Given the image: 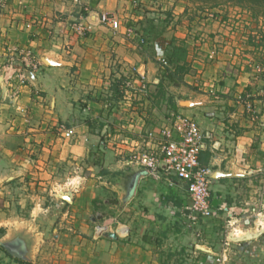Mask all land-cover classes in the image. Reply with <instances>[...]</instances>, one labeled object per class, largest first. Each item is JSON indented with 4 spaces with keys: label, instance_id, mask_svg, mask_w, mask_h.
<instances>
[{
    "label": "crops",
    "instance_id": "1",
    "mask_svg": "<svg viewBox=\"0 0 264 264\" xmlns=\"http://www.w3.org/2000/svg\"><path fill=\"white\" fill-rule=\"evenodd\" d=\"M133 12L131 0H9L0 8V264H264V79L252 73L255 58L237 64L225 50L205 65L196 52L175 94L176 114L208 135L200 163L212 171L217 216L191 217L185 181H156L126 165L133 152L159 151L160 141L145 138L169 124L154 120L168 115L166 107L130 109L127 119L139 121L124 123L132 132L127 146L101 141L117 125L122 130V116L104 107L116 79L136 69L159 83L154 59L165 49L139 47V36L126 34L139 18ZM101 14L121 19V29L101 25ZM80 15L92 26L85 35L69 29ZM27 52L42 67L35 80L20 83ZM15 88L17 105L9 99ZM79 181L85 184L74 190ZM69 192L70 202L60 197ZM247 234L258 236L231 237Z\"/></svg>",
    "mask_w": 264,
    "mask_h": 264
},
{
    "label": "rangeland",
    "instance_id": "2",
    "mask_svg": "<svg viewBox=\"0 0 264 264\" xmlns=\"http://www.w3.org/2000/svg\"><path fill=\"white\" fill-rule=\"evenodd\" d=\"M131 3L134 7V11L137 12H133L134 15L136 14L139 16L137 20L131 19V21H129L133 22L130 23L131 27H142L143 30L146 31L149 26H154L151 32L161 36L160 39L158 38L157 40L158 44H156L160 49H171L174 46L172 44L174 41L176 48L183 46L186 49V60L191 59L194 57V54L198 52L200 62L205 65L217 61L220 52H224L225 50L233 56L232 60L237 64L240 63V61L244 62V60L249 59L247 57L250 56L252 59L255 58L254 61H252V63H254L252 66V73L255 74L256 77L264 79V17L261 16L260 13H258V17H255L253 13L256 11L231 3H223L217 8L207 6L202 8V5L193 4L189 0H131ZM126 20L129 19L126 18ZM123 24L125 25V23ZM209 51H212V53L216 52V55L210 54ZM157 57L156 54L154 61H159L156 59ZM258 66L261 69L260 72H258ZM133 71L132 75L126 78L121 77L116 79L123 80L122 90L125 91V93L118 103L119 107L115 111L113 110L112 113H106L109 116L111 114L117 115L116 113L122 116L123 119L119 120L122 130H119L120 128L117 125L114 128L116 132L112 131L111 133L104 134L102 137L100 136L102 138L101 141L104 142L106 146H118V144H122L123 146L128 145L129 137L127 135L132 132H130L131 129H129V127L124 126V123H129L130 121L132 123L133 120L137 119H127L129 118L127 113L130 109L137 106L135 111L138 114L144 111L151 113V108L157 109L152 110L154 112L163 113L166 107V103L163 101L153 102L152 95L153 92L156 91L154 85L151 84L152 82L149 83V91L147 93L139 91V83L136 84V91H127L126 82H128V80H135L137 76L136 69ZM181 90L182 88L172 87L167 90L166 95L171 93V95L173 94L175 96L176 93H181ZM184 90L185 88L183 91ZM109 98L104 103L105 109L110 103ZM127 100L131 103H126ZM145 100L150 102L147 103ZM164 116H157V118L154 119L157 122L155 123L157 125H164L166 122L169 123L171 116ZM137 121L139 120L137 119L136 122ZM154 124L149 128L152 129ZM145 134V129L142 128L139 136H145ZM120 135L121 137H119ZM146 139L147 136L145 140ZM78 175H82L79 170L77 173H74V176ZM84 184L85 182L79 181V184L74 183L71 185L75 190V186H80L81 188ZM66 188L70 189L69 185H67ZM90 188H93L92 183ZM99 203H101V201H99Z\"/></svg>",
    "mask_w": 264,
    "mask_h": 264
},
{
    "label": "built area",
    "instance_id": "3",
    "mask_svg": "<svg viewBox=\"0 0 264 264\" xmlns=\"http://www.w3.org/2000/svg\"><path fill=\"white\" fill-rule=\"evenodd\" d=\"M9 0H0V8H5ZM101 25L110 27L114 31L121 29L122 23L116 17L110 14H101L98 18ZM89 18L80 15L69 25V29L76 34L85 35L91 30V24H87ZM126 34L129 37H138V46L145 45V40L138 35L136 28H126ZM23 68L17 73L18 82L28 81L25 71H40L42 63L30 52L22 54ZM166 63L164 58L160 59ZM258 72L260 67L258 66ZM135 80L126 82L127 91L137 90L147 93L149 91V82L147 74L137 72ZM10 79H13L12 77ZM9 79V80H10ZM20 92L15 88L9 94L10 102L18 104ZM74 134L73 130L67 132L66 136ZM208 135L204 133L200 125L193 119L183 115L173 114L168 125L150 130L147 133V140L160 141L159 151L133 152L130 154L126 165L132 168H143L147 174L156 181H160L164 176H175L179 180L187 183L188 194L191 198L189 210L192 212V218L215 217L219 210L213 209L210 203L211 197V170L200 163V156L205 148ZM253 213L259 214L256 209ZM100 235L105 233L98 231ZM218 263L222 262L219 258Z\"/></svg>",
    "mask_w": 264,
    "mask_h": 264
},
{
    "label": "trees",
    "instance_id": "4",
    "mask_svg": "<svg viewBox=\"0 0 264 264\" xmlns=\"http://www.w3.org/2000/svg\"><path fill=\"white\" fill-rule=\"evenodd\" d=\"M193 4L202 5V8L205 6L211 8L220 7L223 3H231L237 6H244L252 11H256L254 14L255 17H258V13L264 17V0H189ZM136 32L138 35L142 36L145 40V46L148 43H153L154 46L161 36L153 34L151 32L154 29V26H149L147 30H143V28H138L137 26ZM158 44V43H157ZM172 44L174 45L171 49L165 50V54L162 58H164L166 63H163L160 59L156 61V63L161 67L159 83L155 85V91L153 92L152 99L154 101H163L166 103V108L168 111V117L171 116L172 113H177V104L175 102V96L171 93L166 95L167 90L170 88H179L181 85H185V76L191 72V65L186 60L187 59V51L183 46L176 48L175 42L173 41ZM144 46V45H143ZM123 80H116L113 85V95L109 98L110 103L108 107H106L107 112L115 111L119 106L118 103L123 98L125 91L122 90ZM166 95V96H165ZM164 99V100H163ZM158 104V103H156ZM107 172H103L106 174Z\"/></svg>",
    "mask_w": 264,
    "mask_h": 264
},
{
    "label": "water",
    "instance_id": "5",
    "mask_svg": "<svg viewBox=\"0 0 264 264\" xmlns=\"http://www.w3.org/2000/svg\"><path fill=\"white\" fill-rule=\"evenodd\" d=\"M46 62H47V64H49L50 61L46 59ZM25 74H26V76H27V78H28L29 80H35V73H34L33 71L26 70V71H25ZM0 81H2V77H0ZM7 91H8V90H7V88H6V93H7ZM138 181H139V176L136 177L135 180L133 181V184H132L131 190L128 192V194H126V196H125V198H124V200H123L124 203H128L129 200H130V199L132 198V196L134 195L135 190H136V188H137ZM60 197L70 202L72 195H71L70 192H69V193H62V194L60 195ZM98 230L103 231V228L100 227ZM105 236H108V237H111V238H116V235H115L114 233H107V234H105ZM257 236H258V235L247 234V235H242V236H235V235H232L231 237H232V240H233L234 242H243V241L252 240L253 238H255V237H257ZM8 250H9V249H8ZM9 251H10V250H9ZM10 253H11L12 255H14L15 257H21V258H23L22 255H20V254H18V253H16V252L10 251Z\"/></svg>",
    "mask_w": 264,
    "mask_h": 264
}]
</instances>
